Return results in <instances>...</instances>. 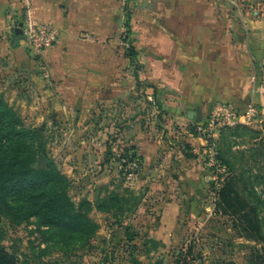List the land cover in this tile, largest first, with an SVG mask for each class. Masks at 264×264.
I'll list each match as a JSON object with an SVG mask.
<instances>
[{"label": "rangeland", "instance_id": "obj_1", "mask_svg": "<svg viewBox=\"0 0 264 264\" xmlns=\"http://www.w3.org/2000/svg\"><path fill=\"white\" fill-rule=\"evenodd\" d=\"M25 3L0 0V100L17 126L40 135L33 147L45 153L36 158L53 161L70 200L88 201L100 229L84 243L37 217L14 225L0 213V246L19 264H180L188 249L190 264H264V238L215 206L230 173L247 180L248 198L264 199L262 130L199 132L170 85L188 63L182 46L191 36L204 47L206 27L264 36V0H62L65 60L76 63L64 83L17 39ZM110 191L117 200L98 207ZM249 212L264 236V204Z\"/></svg>", "mask_w": 264, "mask_h": 264}, {"label": "trees", "instance_id": "obj_2", "mask_svg": "<svg viewBox=\"0 0 264 264\" xmlns=\"http://www.w3.org/2000/svg\"><path fill=\"white\" fill-rule=\"evenodd\" d=\"M126 15V26L130 28V15ZM21 36L18 35L17 39ZM12 47H18V42L13 43ZM127 52L132 58L137 55L133 46L127 48ZM146 85L153 87L151 84ZM0 105L3 106L1 100ZM13 118L10 109L6 106L0 108V213L14 225L37 217L41 225L54 228L68 236L72 235L71 237L76 235L81 237L84 243L88 242L100 229V224L93 222L87 215L91 204L82 200L75 205L70 200L66 176L57 169L53 161L46 158V163L43 164L41 159L36 158L37 153H45L44 149L38 151L33 147L32 138L40 135L17 126ZM243 177L242 174L230 173L225 178L224 184L216 192V210L230 216L238 230L246 234L248 231L255 232L264 238L263 225L259 220L253 221L249 214L251 209L256 211L258 203L264 204V199L261 200L254 193L250 198L246 196L244 190L247 180ZM240 183L244 184L242 188ZM113 200H117V196L110 191L107 198L100 199L98 207ZM189 252L190 249L182 255L180 264H190L186 260ZM0 264L19 263L13 254L0 246ZM223 264L234 263L230 261Z\"/></svg>", "mask_w": 264, "mask_h": 264}, {"label": "crops", "instance_id": "obj_3", "mask_svg": "<svg viewBox=\"0 0 264 264\" xmlns=\"http://www.w3.org/2000/svg\"><path fill=\"white\" fill-rule=\"evenodd\" d=\"M61 1L30 0V12L36 22L50 24L58 31L56 45L41 57H45L44 69L52 79L64 83L74 77L76 63L65 60ZM240 31L241 34L236 31L234 36L229 26L206 27V36L199 42L204 43L202 48L189 36L187 46H182V56L188 63L181 65L180 73L170 85L181 101L180 110L186 114L193 111L194 106H201L202 116L203 105L210 111L217 102L231 103L241 112L251 105L256 107L261 114L255 123L264 136V36H255L258 31ZM23 49L16 47L15 50L22 56L21 61L30 66Z\"/></svg>", "mask_w": 264, "mask_h": 264}, {"label": "built area", "instance_id": "obj_4", "mask_svg": "<svg viewBox=\"0 0 264 264\" xmlns=\"http://www.w3.org/2000/svg\"><path fill=\"white\" fill-rule=\"evenodd\" d=\"M25 2L21 27L22 43L32 56L41 57L58 41V31L50 24L36 22L31 15L29 1L25 0ZM260 114V111L252 105L247 107L245 112H241L231 103L217 102L211 106L205 122L196 123V130L214 137L215 133L224 127L258 122Z\"/></svg>", "mask_w": 264, "mask_h": 264}, {"label": "water", "instance_id": "obj_5", "mask_svg": "<svg viewBox=\"0 0 264 264\" xmlns=\"http://www.w3.org/2000/svg\"><path fill=\"white\" fill-rule=\"evenodd\" d=\"M21 27H22V23L19 25L18 34H21ZM187 117L190 119H195L196 121H200L201 119V110L200 108H196L195 111H189L187 112Z\"/></svg>", "mask_w": 264, "mask_h": 264}]
</instances>
